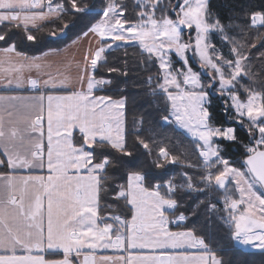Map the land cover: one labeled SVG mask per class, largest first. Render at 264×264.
Here are the masks:
<instances>
[{"label": "snow or ice", "instance_id": "6c2138e0", "mask_svg": "<svg viewBox=\"0 0 264 264\" xmlns=\"http://www.w3.org/2000/svg\"><path fill=\"white\" fill-rule=\"evenodd\" d=\"M98 5L99 12L90 16ZM98 5L90 9L78 0H55V6L52 0L47 3L45 0H0V42L4 44L0 48V55L4 57L0 64L9 65L2 74L0 86L38 93L31 99L0 95V102H6L0 103V140L4 141L0 172L4 173L5 181L0 190V264H224L210 246L211 238L205 239L197 231V213L203 201L194 198L191 204L188 202L195 193L206 191L210 198L218 189L223 192L222 207L227 213L223 219L234 226L235 241L264 253V194L254 191L256 185L264 189V150H261L264 149V90L241 84L250 75L251 60L255 57L246 54L240 45L231 46L235 41L228 33L240 34L247 30L236 22L240 17L227 18V23L222 24L212 10L211 0H179L172 9L175 20L166 17L164 12L168 9L154 0H147L139 16L125 15L129 5L122 0H98ZM140 7V3H134L135 9ZM249 9L242 7L240 11L251 24L264 25V0L258 5H249ZM70 14L89 17L80 35L100 38L98 48L86 50L77 84H70L52 72H43L36 78L25 77L24 68L46 67L43 61L49 58V52L29 59L19 46L37 42L34 32L48 24L55 25L57 20ZM37 21L44 23L37 24ZM184 27L195 29L194 52L198 54L200 66L216 74L210 79L219 80L216 91L230 101L228 107L235 112L230 119L238 120L242 128L247 121L245 131L249 133V144L239 139L233 127L212 125L211 100L197 72L190 66L177 74L169 71L172 61L165 57L172 50L188 65L186 50L190 42L182 39ZM213 35L217 36L220 47L213 45ZM47 38L53 42L65 39L74 42L79 36L71 34L69 26L63 24L54 28ZM132 42L159 58V67L167 73L160 90L171 102L175 122L203 142L200 155L205 174L196 183L193 177L184 175L181 183L169 179L166 183L146 186L148 176L131 172L127 184L112 185L131 217L129 220L98 215L100 201L114 179L107 170L115 160L106 153L111 150L132 155L126 125L128 99L125 96L114 99L95 92L109 88L121 93L127 91L130 72L127 60H122L119 68H107L109 74L116 73L117 79L101 75L100 69L108 64L102 54L113 47L126 50ZM223 47H228L226 56L221 52ZM260 49H264V39L257 49L264 61V51ZM182 84L191 85V89L182 88ZM240 89L245 94L244 100L238 95ZM65 90L70 94H51ZM155 94V90L146 93ZM162 119L168 121L169 117ZM136 123L134 120V126ZM74 130L79 133L76 137ZM216 138L244 149L246 160L241 163L246 166L247 176L221 155L226 149L216 145ZM138 143L151 152L143 139H138ZM169 158V151L160 148L159 159L154 163L162 168V161ZM171 161L175 163V157ZM217 165L215 172L210 171ZM42 169H47L49 175L19 178L8 175ZM232 180L238 199L232 198L226 187ZM201 184L203 188L198 186ZM204 207L217 211L215 204ZM170 210H175L174 218L170 217ZM173 224L183 230H171L169 226ZM108 249L127 255L117 260L110 256L97 258L95 253ZM145 250L150 254L131 255L133 251ZM56 253L63 258H46Z\"/></svg>", "mask_w": 264, "mask_h": 264}, {"label": "trees", "instance_id": "16d2710c", "mask_svg": "<svg viewBox=\"0 0 264 264\" xmlns=\"http://www.w3.org/2000/svg\"><path fill=\"white\" fill-rule=\"evenodd\" d=\"M47 2L48 0H45V3ZM52 2L55 6V0H52ZM78 2L90 9H92L94 4L98 5V0H78ZM122 2L129 5L125 15L132 13L139 16L140 12L144 11L143 5L147 3V0H122ZM136 2L141 4L139 9L134 8V3ZM178 2L179 0H166L164 3L162 2L163 4L161 3V6L159 2L157 4L160 7H166L168 10L164 12V15L175 20L176 16L172 9L176 8ZM259 3L260 0H211L212 10L221 18L222 24L227 23V18L240 17L236 22H240L239 24L246 26L247 30L243 33H228L232 41H235L231 46L236 47L240 45L246 50V54L250 57H255L251 60L250 75L242 79L241 84L258 90H264V61L259 58V53L257 52V49L260 48L261 39H264V25L251 24L249 18L244 16L240 11L242 7L250 10L249 5H258ZM99 10L98 5L92 10L90 16L95 15ZM159 15L160 13L157 12V16ZM88 23L89 17L80 14L65 15L62 20H57L55 25L48 24L41 30L34 32L38 37V41L25 42L19 46V50L26 55L36 56L44 51L62 48L72 41L65 39L53 42L48 40V34L54 28L67 24L71 29V34L80 37V33L85 30V26ZM212 43L214 46L220 47L218 38L215 35L212 36ZM252 44H255V47H251ZM3 46V42H0V48ZM260 51H264V49H260ZM221 52L226 56L228 47H223ZM104 58L107 59L108 64L100 69V74L103 76L110 75L112 79H117L116 73L109 74L107 68H119L122 60H127L128 62L130 72L127 78L126 92L121 93L115 88H109L104 91H96V93L109 95L114 99H119L121 96L127 97L126 125L129 133V151H131L132 155L126 156L111 150L106 153L110 159L115 160V164L107 170L110 175L114 176V179L108 184L107 195L100 201V216H120L123 219L125 217L130 219L122 199L119 198L116 188L112 187V185L119 187L120 185L127 184L128 175L134 171L141 172L149 177V181H146V186H149V183H166L169 179H172L175 183H181L184 175L193 177V182L196 183L199 177L205 174L204 163L199 155L198 144L177 129L174 123L170 121L171 103L167 100L166 94L160 90V84L163 81V70L159 67V58L153 53H146L141 47L135 46V43H131L126 50L113 48L104 54ZM172 60V68L174 70L182 66V62L176 58V55L172 54ZM189 64L197 73H200L204 84L210 82L207 91L211 100L209 112L212 125L216 127H234L239 139L244 144H249V133L245 131V128L240 127L238 120L230 119V117L235 116V112L233 109H229L227 98L214 93L217 84H212L213 81L210 79L208 73L202 72L203 68L191 56H189ZM145 80L148 81V84L144 83ZM153 90L156 92L155 95H146V93ZM238 95L242 100L246 98L242 89L238 91ZM164 116H168L169 120L164 121L162 119ZM134 120L137 121L135 126L133 124ZM78 135L77 133L74 137ZM138 139H143L149 144L150 153L138 143ZM217 144L226 149L221 155L229 159L232 162V166L240 169L244 168L241 163L246 158L243 148L235 143L222 140H218ZM160 148H165L170 153L169 160L162 161L164 164L162 168L157 167L156 163H154L159 159ZM171 157H175V163L171 161ZM217 167L219 166H214L210 171L215 172ZM198 186L204 187L202 184ZM226 187L229 190V194L234 197L235 191L232 184L229 183ZM194 198L203 201L197 213L199 216L197 231L203 238H211L212 244L210 246L214 248L218 258L222 259L224 264H264V253L254 248H245L235 241L233 235L234 226H230L223 219L227 213L222 207L224 199L222 190L218 189L210 198L206 191L195 193L192 197L188 198V202L191 204ZM218 200L219 203L217 202ZM209 203L216 205V212L208 211L204 207V205ZM180 211H183V209ZM174 214L175 210L169 212L172 218H174ZM172 229L177 230L178 228L174 226ZM179 229L183 230V227Z\"/></svg>", "mask_w": 264, "mask_h": 264}, {"label": "crops", "instance_id": "0c3cea01", "mask_svg": "<svg viewBox=\"0 0 264 264\" xmlns=\"http://www.w3.org/2000/svg\"><path fill=\"white\" fill-rule=\"evenodd\" d=\"M45 11H47V9H45ZM37 24H43V21H37ZM257 25H260L259 22H257ZM150 43V41H149ZM100 46V38L94 35L89 34L88 36H84L81 35L79 37V39H76L74 42H70L67 45H65L62 48L59 49H53V50H48L49 52V58L45 61H43V63L46 65V67L38 70L35 68H24L23 69V75L25 77H29L31 76V78H36L38 75H41L43 72H52L54 75H56L58 78H66L70 84H77V77L79 72L82 70L83 68V62H84V58H85V54H86V50L87 49H96ZM143 49V48H142ZM144 50V49H143ZM176 56H178L175 52H173ZM155 54V53H153ZM156 55V54H155ZM211 55V53H210ZM29 59H31L32 57L35 56H29L26 55ZM36 56H42V53ZM102 56L104 57V54H102ZM4 57L2 55H0V61H3ZM181 61V59H180ZM9 65L8 64H0V79H3V73L5 71L6 68H8ZM17 68H19V65H16ZM187 66L184 65L182 63V66L179 67L178 69L174 70L173 68H171L170 72H172V74H177L181 71H183ZM208 75H212L215 76L216 74L214 72H211L210 70H207ZM163 81L164 82V77H165V72L163 71ZM43 78H47V77H43ZM178 79L182 80V77L178 76ZM201 79V76H200ZM161 83V84H162ZM201 83L203 85H205L206 90L208 89V84L206 86V84H204L201 80ZM216 83L217 87L216 89L219 88V80L217 79L215 82H213L212 84ZM182 88H187V89H191V85H181ZM216 89L214 90L215 94H220L219 91H216ZM174 90V89H169ZM54 95H69L70 92L69 91H59V92H55V93H51ZM96 95H100L97 94L95 92ZM0 95H4V96H23L25 98L31 99L34 98L38 95L37 92L31 90V89H8V88H4L3 86H0ZM225 96L227 98L226 95H222ZM210 97V95H209ZM241 99V98H240ZM228 100V98H227ZM242 100V99H241ZM0 103H6V102H0ZM46 105V101L44 102ZM230 103V101L228 100V104ZM234 110V109H233ZM46 115V113H45ZM170 121H172L174 123V125L177 127V129H179L181 132H183L186 136H188L189 138L193 139L197 144H198V148H199V155L200 153L204 150L201 145H202V141H199L198 138L193 135V133L189 132L187 129L182 128L178 123L175 122V116L172 114V109H171V116H170ZM245 124V128L247 127V121L244 122ZM221 128H227V127H221ZM234 128V127H233ZM235 129V128H234ZM7 130V128H6ZM77 131H73V136L75 134H77ZM79 134V133H78ZM220 140L219 138H216V145L217 141ZM4 141L0 140V151H2V145H3ZM201 159L203 160L202 156L200 155ZM204 163V162H203ZM246 170H244L245 172ZM246 173V172H245ZM4 175L3 172H0V190H2V187L5 183L4 179L2 178ZM8 175L10 177H21V176H28V175H42V176H47L49 175L47 169H42V170H36L32 173L27 172L26 170L19 172V173H8ZM247 176V173H246ZM231 183H233V185L235 186V181L232 180ZM229 184V183H228ZM227 184V185H228ZM236 188V187H235ZM238 191V190H236ZM254 191L257 192V194H264L262 188L259 185H256L254 187ZM245 206H241V209H243ZM173 210H170V212ZM98 215H100V212L98 213ZM131 218V217H130ZM123 219V218H121ZM130 220V219H129ZM112 222V221H109ZM175 225H170V229L173 231H177V230H182V229H177L174 230L172 229V227H174ZM258 243V242H256ZM240 244V243H239ZM242 245V244H241ZM245 248H253L252 246L248 245H242ZM259 250L258 248H254ZM194 251V249L192 250ZM97 255V258L100 259L104 256H110L112 257L113 260H117L118 258H120L121 256L127 255L126 253H123L122 251L119 250H115V249H108V250H100L97 253H95ZM141 254H150L149 252H147L146 250L144 252H136L133 251L131 252V255H141ZM46 258H52V259H62L63 257L59 254L56 253L52 256H46Z\"/></svg>", "mask_w": 264, "mask_h": 264}, {"label": "rangeland", "instance_id": "374dc122", "mask_svg": "<svg viewBox=\"0 0 264 264\" xmlns=\"http://www.w3.org/2000/svg\"><path fill=\"white\" fill-rule=\"evenodd\" d=\"M156 3H158L159 2V5L161 6V3L163 2H165L166 0H154ZM168 1V0H167ZM162 3V4H163ZM255 25H257V23L255 24ZM184 30H185V32H184ZM184 34H185V39H184ZM194 37H195V29L194 28H192V29H188V28H186V27H184V28H182V39H183V41L184 42H190V47L186 50V56L188 57V65H186L187 67H189L190 66V64H189V56H191L192 58H193V60L198 64V65H200V63H199V57H198V54H195V52H194V44H195V41H194ZM132 43H135V42H132ZM114 48V47H113ZM173 52H175L174 50H172V51H170L169 53H168V56L167 57H165V59L167 60V59H171V61H172V64H171V68H172V66H173V60H172V54H174ZM175 55V54H174ZM176 58L178 59V60H180V58L178 57V56H176ZM191 67V66H190ZM171 68L169 69V71L171 70ZM192 68V67H191ZM193 69V68H192ZM163 70V69H162ZM194 70V69H193ZM164 71V70H163ZM195 71V70H194ZM165 72V71H164ZM196 72V71H195ZM202 72H206V73H209V72H207L205 69H203V71ZM164 74V73H163ZM165 74H167V73H165ZM199 75H200V73H198ZM209 76H212V75H210L209 74ZM210 83V82H209ZM208 82L206 83V86H207V84H209ZM171 91H173V92H175V90H171ZM171 103V102H170ZM241 171H244V170H246L245 172L247 173V169H246V166H244V168H242V169H240ZM230 184H232V186L234 187V191H235V196L234 197H232V198H235L236 196V199H238L239 198V193H238V191H236L237 189L235 188V186L233 185V183H231L230 182ZM231 189V188H230ZM230 225V224H229ZM230 226H233V225H230Z\"/></svg>", "mask_w": 264, "mask_h": 264}, {"label": "water", "instance_id": "95a60500", "mask_svg": "<svg viewBox=\"0 0 264 264\" xmlns=\"http://www.w3.org/2000/svg\"><path fill=\"white\" fill-rule=\"evenodd\" d=\"M261 150H264V149H261ZM245 160H246V158H245Z\"/></svg>", "mask_w": 264, "mask_h": 264}, {"label": "bare ground", "instance_id": "6f19581e", "mask_svg": "<svg viewBox=\"0 0 264 264\" xmlns=\"http://www.w3.org/2000/svg\"><path fill=\"white\" fill-rule=\"evenodd\" d=\"M240 21V20H239ZM238 23V22H237ZM240 23V22H239Z\"/></svg>", "mask_w": 264, "mask_h": 264}]
</instances>
